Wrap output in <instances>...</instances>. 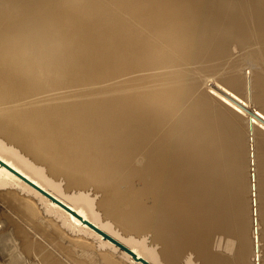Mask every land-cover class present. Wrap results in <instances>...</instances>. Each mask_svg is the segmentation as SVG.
I'll use <instances>...</instances> for the list:
<instances>
[{"label":"bare ground","instance_id":"bare-ground-1","mask_svg":"<svg viewBox=\"0 0 264 264\" xmlns=\"http://www.w3.org/2000/svg\"><path fill=\"white\" fill-rule=\"evenodd\" d=\"M0 160L151 264H264V0H0ZM76 255L142 264L0 165V264Z\"/></svg>","mask_w":264,"mask_h":264},{"label":"water","instance_id":"water-1","mask_svg":"<svg viewBox=\"0 0 264 264\" xmlns=\"http://www.w3.org/2000/svg\"><path fill=\"white\" fill-rule=\"evenodd\" d=\"M254 112H255V114L261 116L257 111H254ZM0 165H3L6 168H8L9 170H11L14 174H16L17 176H19L26 183H28L29 185H31L32 187H34L35 189H37L38 191H40L42 194H44L46 197H48L49 199H51L53 202H56L63 209H65L66 211H68L69 213H71L72 215H74L75 217H77L84 224L88 225L95 232H97L99 235H101L102 238H105V239L111 241L112 243H114L115 245H117L118 247H120L123 251H125L130 256V258L133 261L140 262L142 264H151L149 261H147L143 257L137 256L136 253L133 252L131 249H129L127 246H125L124 244H122L119 241H117L115 238H113L112 236H110L109 234H107L106 232H104L103 230H101L100 228H98L97 226H95L93 223H91L87 219L82 218L81 215H79L78 213H76V211H74L73 209H71L69 206H67L66 204L62 203L61 201H59L57 198H55L50 193H48L47 191H45L44 189H42L40 186H38L37 184H35L33 181L29 180L27 177H25L24 175H22L21 173H19L18 171H16L12 167H10L8 164H6L5 162H3L2 160H0Z\"/></svg>","mask_w":264,"mask_h":264},{"label":"rangeland","instance_id":"rangeland-1","mask_svg":"<svg viewBox=\"0 0 264 264\" xmlns=\"http://www.w3.org/2000/svg\"><path fill=\"white\" fill-rule=\"evenodd\" d=\"M181 68V67H180ZM179 68V66H175V67H171V68H169L170 70H174V69H180ZM172 77V75H165V76H162L161 78H171ZM158 78H160V77H158ZM150 79H153V78H148V79H146V80H150ZM134 82H142V81H134ZM128 84H129V82H128ZM52 193V192H51ZM61 243H64V245H66V246H68V247H74V250H72V251H75V246L74 245H69L68 243H70V242H68V241H66L65 239H62L61 240ZM67 243V244H66ZM73 249V248H72ZM83 256V257H82ZM85 256V257H84ZM87 257V258H86ZM76 258L77 259H80V260H85V261H87V263L89 262V260H90V255H81V256H79V255H76ZM82 258V259H81ZM90 264H92L91 262H89Z\"/></svg>","mask_w":264,"mask_h":264}]
</instances>
